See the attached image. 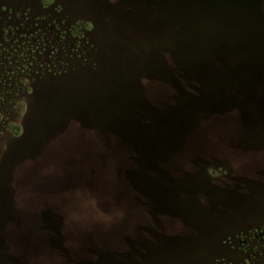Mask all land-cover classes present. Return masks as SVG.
<instances>
[{
	"label": "rangeland",
	"instance_id": "1",
	"mask_svg": "<svg viewBox=\"0 0 264 264\" xmlns=\"http://www.w3.org/2000/svg\"><path fill=\"white\" fill-rule=\"evenodd\" d=\"M0 264H264V0H0Z\"/></svg>",
	"mask_w": 264,
	"mask_h": 264
},
{
	"label": "trees",
	"instance_id": "2",
	"mask_svg": "<svg viewBox=\"0 0 264 264\" xmlns=\"http://www.w3.org/2000/svg\"><path fill=\"white\" fill-rule=\"evenodd\" d=\"M254 66V64H253ZM194 67V66H192ZM193 74V73H192ZM183 76V75H182ZM189 77H181V79L187 78L186 81L190 82L189 84L192 86V88H197V91L200 90V80L199 76L196 75H191L190 73L187 75ZM239 86V84H237ZM236 86V85H235ZM240 88H248L249 86H243L240 85ZM251 88V87H250ZM200 93V92H198ZM121 152L127 153V154H132V156L137 157L138 154L135 152L125 148L124 145H121ZM131 152V153H130ZM162 161V160H161ZM107 162V161H106ZM110 162V161H109ZM164 164H162L163 166ZM151 166H156V162L153 161ZM72 168L69 170L71 171ZM85 172L83 169H77V176L75 177L73 174L68 178L69 183H66V186L63 185L61 187H58L57 189L52 188V189H42L40 196L42 197L43 194L48 197V199L53 200L52 202L56 207H54L56 214L58 215L59 212H61L64 217L62 218V222L60 225L62 228L67 231L68 226L65 227V215L68 216V219H66L69 223H71L72 220H75L76 218L79 219L80 221L86 220L87 222L84 223L83 229H93L96 227L95 226H90V221L92 217L97 218L98 216L102 217V213L98 212L97 209L94 207L95 205H98L100 208V211H102L101 205L106 204L107 206L113 204L112 202L109 203L105 197V192L104 190H110L106 185H110V178H111V170H110V165L106 164V166L101 168V171L97 173L98 178L96 180V185L93 184V186H87V183H85L86 179L79 177L80 174ZM86 185V186H85ZM107 188V189H106ZM92 189V190H89ZM70 191V192H68ZM111 191V190H110ZM44 192V193H42ZM68 192V193H66ZM41 197L38 201L40 203ZM45 198V197H44ZM56 200H58L59 206L56 203ZM96 202V203H95ZM52 205V204H51ZM117 211V210H116ZM115 211V212H116ZM108 214L105 215L106 217H114V211H112L110 208L108 209ZM96 216V217H95ZM74 222V221H73ZM68 223V224H69ZM67 224V225H68ZM100 228V227H99Z\"/></svg>",
	"mask_w": 264,
	"mask_h": 264
},
{
	"label": "clouds",
	"instance_id": "3",
	"mask_svg": "<svg viewBox=\"0 0 264 264\" xmlns=\"http://www.w3.org/2000/svg\"><path fill=\"white\" fill-rule=\"evenodd\" d=\"M122 215V213L119 211V210H117L115 213H114V216L115 217H119V216H121ZM112 217H109V219H111Z\"/></svg>",
	"mask_w": 264,
	"mask_h": 264
},
{
	"label": "flooded vegetation",
	"instance_id": "4",
	"mask_svg": "<svg viewBox=\"0 0 264 264\" xmlns=\"http://www.w3.org/2000/svg\"><path fill=\"white\" fill-rule=\"evenodd\" d=\"M107 192H108V190H105V195L107 196ZM41 194V193H40ZM92 230L91 229H87V232H88V234H90V232H91Z\"/></svg>",
	"mask_w": 264,
	"mask_h": 264
}]
</instances>
